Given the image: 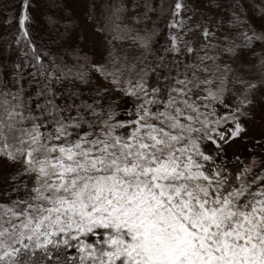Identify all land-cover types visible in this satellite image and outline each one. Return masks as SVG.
Returning a JSON list of instances; mask_svg holds the SVG:
<instances>
[{
	"label": "snow or ice",
	"instance_id": "snow-or-ice-1",
	"mask_svg": "<svg viewBox=\"0 0 264 264\" xmlns=\"http://www.w3.org/2000/svg\"><path fill=\"white\" fill-rule=\"evenodd\" d=\"M43 3L0 0V264H264V8Z\"/></svg>",
	"mask_w": 264,
	"mask_h": 264
},
{
	"label": "rangeland",
	"instance_id": "rangeland-1",
	"mask_svg": "<svg viewBox=\"0 0 264 264\" xmlns=\"http://www.w3.org/2000/svg\"><path fill=\"white\" fill-rule=\"evenodd\" d=\"M35 3H36V7H34L32 9V11L34 13H38L40 9L45 8V5L43 3V0H35ZM252 5H253V8H255L257 10L260 9V8H264V4L261 3V0H252ZM51 11L56 12L53 9H51ZM57 14H59V10L57 11ZM251 14L252 13H251V10H250V15ZM254 22L256 24H259L260 21H259V17L258 16L254 17ZM36 30H40L39 29V25L36 26ZM258 127H259V124H254L253 125V128H258Z\"/></svg>",
	"mask_w": 264,
	"mask_h": 264
},
{
	"label": "trees",
	"instance_id": "trees-1",
	"mask_svg": "<svg viewBox=\"0 0 264 264\" xmlns=\"http://www.w3.org/2000/svg\"><path fill=\"white\" fill-rule=\"evenodd\" d=\"M53 10L56 11V12L58 11L57 9H53Z\"/></svg>",
	"mask_w": 264,
	"mask_h": 264
}]
</instances>
